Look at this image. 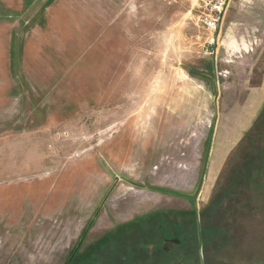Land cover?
Wrapping results in <instances>:
<instances>
[{
    "label": "rangeland",
    "instance_id": "374dc122",
    "mask_svg": "<svg viewBox=\"0 0 264 264\" xmlns=\"http://www.w3.org/2000/svg\"><path fill=\"white\" fill-rule=\"evenodd\" d=\"M199 6L0 0V264H264V0Z\"/></svg>",
    "mask_w": 264,
    "mask_h": 264
},
{
    "label": "built area",
    "instance_id": "2783aa9c",
    "mask_svg": "<svg viewBox=\"0 0 264 264\" xmlns=\"http://www.w3.org/2000/svg\"><path fill=\"white\" fill-rule=\"evenodd\" d=\"M232 0H200V22L211 34L212 41L220 18L225 16Z\"/></svg>",
    "mask_w": 264,
    "mask_h": 264
},
{
    "label": "water",
    "instance_id": "95a60500",
    "mask_svg": "<svg viewBox=\"0 0 264 264\" xmlns=\"http://www.w3.org/2000/svg\"><path fill=\"white\" fill-rule=\"evenodd\" d=\"M222 23H223V16L220 18L219 20V23L217 25V28H216V39L219 35V32L221 31V26H222ZM213 48H214V56H215V53H216V48H217V45H213ZM214 65H215V59H214ZM214 76H215V83H216V97H215V107L217 108V102H218V98H219V88H218V83H217V74H216V71H214ZM217 125V119L215 121V124H214V128H213V131H212V136H211V140H210V145H209V150H208V155H207V160H206V164H205V168H204V172H203V176H202V180H201V183H200V187L194 197V206H195V211L197 212V199H198V196L201 192V189L203 187V184H204V181H205V177H206V173H207V169H208V164H209V159H210V155H211V149H212V146H213V141H214V136H215V127ZM202 264V262H201Z\"/></svg>",
    "mask_w": 264,
    "mask_h": 264
},
{
    "label": "flooded vegetation",
    "instance_id": "af4514ba",
    "mask_svg": "<svg viewBox=\"0 0 264 264\" xmlns=\"http://www.w3.org/2000/svg\"><path fill=\"white\" fill-rule=\"evenodd\" d=\"M181 258V257H180ZM182 261H180L178 264H193L192 262L185 261L183 257L181 258ZM184 260V261H183ZM200 264V263H198Z\"/></svg>",
    "mask_w": 264,
    "mask_h": 264
}]
</instances>
